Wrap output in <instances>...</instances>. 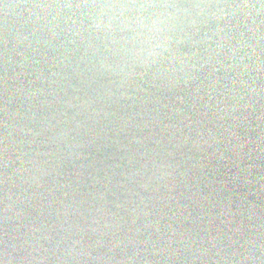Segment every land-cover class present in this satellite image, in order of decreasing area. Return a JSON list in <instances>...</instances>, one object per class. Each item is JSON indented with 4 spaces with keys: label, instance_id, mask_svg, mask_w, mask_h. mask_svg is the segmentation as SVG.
<instances>
[{
    "label": "clouds",
    "instance_id": "clouds-1",
    "mask_svg": "<svg viewBox=\"0 0 264 264\" xmlns=\"http://www.w3.org/2000/svg\"><path fill=\"white\" fill-rule=\"evenodd\" d=\"M0 264H264V0H0Z\"/></svg>",
    "mask_w": 264,
    "mask_h": 264
}]
</instances>
